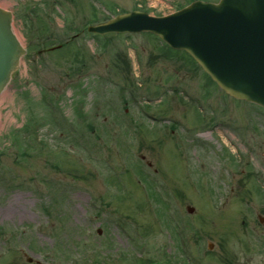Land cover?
I'll list each match as a JSON object with an SVG mask.
<instances>
[{"label":"rangeland","instance_id":"obj_1","mask_svg":"<svg viewBox=\"0 0 264 264\" xmlns=\"http://www.w3.org/2000/svg\"><path fill=\"white\" fill-rule=\"evenodd\" d=\"M187 1L0 0L27 49L0 94V264H264L263 107L153 34L84 29Z\"/></svg>","mask_w":264,"mask_h":264},{"label":"water","instance_id":"obj_2","mask_svg":"<svg viewBox=\"0 0 264 264\" xmlns=\"http://www.w3.org/2000/svg\"><path fill=\"white\" fill-rule=\"evenodd\" d=\"M2 7L0 93L25 53L13 30V13ZM89 30L155 33L171 47L188 51L228 94L264 106V0H195L163 16L132 10Z\"/></svg>","mask_w":264,"mask_h":264},{"label":"trees","instance_id":"obj_3","mask_svg":"<svg viewBox=\"0 0 264 264\" xmlns=\"http://www.w3.org/2000/svg\"><path fill=\"white\" fill-rule=\"evenodd\" d=\"M113 13H117V11L114 10ZM110 17H111V16L107 15V16L103 17L102 19H103V20H106V19H108V18H110ZM97 20H99V18H98L97 16H94L93 19H92L91 21L94 22V21H97Z\"/></svg>","mask_w":264,"mask_h":264}]
</instances>
